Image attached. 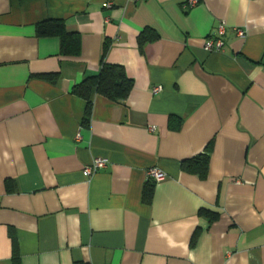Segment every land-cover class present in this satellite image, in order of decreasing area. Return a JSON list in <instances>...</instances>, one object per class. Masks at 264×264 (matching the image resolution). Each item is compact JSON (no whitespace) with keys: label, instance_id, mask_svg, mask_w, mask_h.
<instances>
[{"label":"crops","instance_id":"crops-1","mask_svg":"<svg viewBox=\"0 0 264 264\" xmlns=\"http://www.w3.org/2000/svg\"><path fill=\"white\" fill-rule=\"evenodd\" d=\"M198 1L0 0V264H264V0ZM46 21L79 35V56L38 36ZM145 29L159 38L139 48ZM103 60L133 89L93 95L85 126L72 88ZM205 154L206 179L182 171Z\"/></svg>","mask_w":264,"mask_h":264},{"label":"trees","instance_id":"trees-1","mask_svg":"<svg viewBox=\"0 0 264 264\" xmlns=\"http://www.w3.org/2000/svg\"><path fill=\"white\" fill-rule=\"evenodd\" d=\"M37 34L41 37H58L61 41L60 55L65 57H77L80 54V37L77 33H69L62 21H46L37 28ZM158 34L151 30L145 29L138 37V46L143 48L147 43L156 42ZM107 45H104L103 56L107 51ZM37 78L56 83L60 77L59 73L37 75ZM133 81L129 79L123 67L109 65L102 61L101 68L97 75L86 78L81 84L72 88V95L82 99L86 103L85 118L83 124L86 126L92 111V96H100L111 103L125 102L132 89ZM183 172L196 175L201 179H206L209 171L208 154L197 156L194 159L184 161L181 165ZM9 184V183H7ZM153 184L146 185L143 198L145 202L149 201L153 189ZM7 190L12 191L11 185H6ZM208 215L210 223L216 220L217 215L208 211H201ZM196 237V235H195ZM193 237L192 243L195 241ZM14 261H18V255L14 252Z\"/></svg>","mask_w":264,"mask_h":264},{"label":"built area","instance_id":"built-area-1","mask_svg":"<svg viewBox=\"0 0 264 264\" xmlns=\"http://www.w3.org/2000/svg\"><path fill=\"white\" fill-rule=\"evenodd\" d=\"M199 4L198 0H187V2L183 5V9L189 10L193 9ZM237 37L240 39L245 38V32L243 30L237 29L236 30ZM226 35V27L223 23H220L215 31L211 33V35L207 38L204 50L208 53L212 52H219L223 46L224 42L223 39ZM160 88H155L153 90L154 93H158ZM153 130V129H151ZM107 161L103 159H94L89 166H87L84 170V174L86 177H92L96 174L99 170H102L106 167ZM147 177L149 181L153 183H159L165 180V175L155 169L150 170L147 173Z\"/></svg>","mask_w":264,"mask_h":264}]
</instances>
